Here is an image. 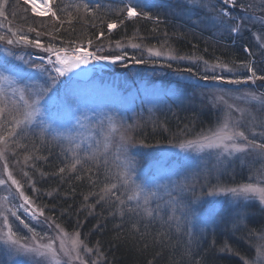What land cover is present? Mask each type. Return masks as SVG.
Masks as SVG:
<instances>
[{
    "label": "rangeland",
    "instance_id": "rangeland-1",
    "mask_svg": "<svg viewBox=\"0 0 264 264\" xmlns=\"http://www.w3.org/2000/svg\"><path fill=\"white\" fill-rule=\"evenodd\" d=\"M124 2L138 5L150 16L162 14L186 21L199 26L202 30L211 31L215 38L231 40V45H238L243 49L250 48L252 54L246 52L250 55L249 62L259 73L264 74V47H261V43L264 41V27L259 23L245 24L239 34L229 33L214 20L215 12L211 10V7L219 8V0H124ZM243 2L256 4L254 15L264 17V8L259 6L261 0H243ZM204 5H209V7H204ZM242 14L240 9L232 10L233 16L239 17ZM237 22L240 21L237 20ZM0 23L3 22L0 20ZM143 49L139 47L138 51ZM149 49L152 50V53L159 52L160 54H151ZM145 51L148 58L176 62L186 67L195 66L196 70L193 73H190L188 69L184 73H169L160 70H143L134 66L125 70L126 72L120 70V73L124 72L123 74H110L102 72L108 70L106 68L96 69L90 80L86 82L87 84H81L82 81L77 78L67 82L65 78L59 77L56 85L53 86L55 96L66 102L63 108L70 106L73 116L70 123L58 129L61 139L56 142L60 146L71 148L74 145L70 144L65 137H72L74 142L81 146L77 152L84 153L83 150L86 149L89 152L97 153L102 162H109L115 169V173H118L123 167V161L133 158L131 154L133 150L128 144L126 151L122 153L118 149L120 138H118L116 146L115 144L113 146L110 139V135L115 132L109 134V128L114 126L117 129L118 119L124 120L129 114H135L138 109L152 111V109L171 108L173 101L177 102V105L197 100L206 102L217 112L214 127L183 142L177 141L185 144L184 148L178 144L149 149L145 156L148 159L146 168L150 167L149 171L141 170L139 172L137 163L133 159L132 179L144 187L145 193L148 189L157 193L147 206L156 203L164 204V201L170 198L167 195L169 191L172 192V195L175 193L190 195L180 196L181 198L186 197L185 199L188 201L190 199L194 205L193 208L186 210L188 214L179 216V221L185 226L187 223L189 226L194 225L207 230L223 223L232 230H237L245 229L247 220L250 218L260 219L256 222L258 225L248 231L249 242L254 246V251L252 257L246 260L249 261V264L252 262L264 264V257L258 255L260 236L264 233V205L260 204L258 198L245 201L227 191L228 188L250 182L259 183V186L264 187V180L260 179V170L264 168V159H260L259 150L234 152L230 147L225 150L223 146L217 148L187 144L188 141L200 140L204 136L211 135L229 117L230 125L233 122H238L240 130L250 135L249 129H251L257 133L254 137L256 142H264V136L260 135L262 129L259 127L260 123L264 122V108H261L255 101L245 99V93H254L257 96L264 94V90L259 85L260 83L264 86V82L258 80L253 83L247 80L250 73L245 67H242L243 64L233 66L222 63L213 64L196 58L177 56L174 52L162 47L145 48ZM126 52L130 53L129 50ZM17 56L19 55L0 48V72L5 66H15L17 69H22L25 74L31 75L32 80L28 81L29 83L34 82L36 86H43L45 81L51 83L48 79V72H40L32 67L33 65H43L50 69L51 65L48 64V61L45 62L39 58L41 56H34V54H31V57H23V60L16 59ZM142 59L141 56L136 58L137 61H145ZM46 63L48 66L45 65ZM113 67L109 69H113ZM3 74L11 75L10 73ZM51 75L55 76L56 73L51 72ZM229 81L241 82L230 83ZM122 88L132 89V91L122 94ZM42 112L44 118L47 119L48 112L43 109ZM253 117L256 118L255 127L250 123ZM40 119L41 117H37L33 125L28 126V129L37 132L40 137H47L40 132ZM106 135L108 136L107 140L105 139ZM225 143L230 144L231 142L226 141ZM237 143L244 144L245 142L238 140ZM5 154L3 153V157ZM0 161L2 163L3 160L0 159ZM235 164L248 172V182L234 185L212 184V179L216 180L222 174L231 172L230 169ZM0 179L5 181L4 184H0V264H81V261L84 264L97 261L99 264V260L93 252H85L83 248L79 252L80 259H76L75 254L69 258L61 252V235L66 233L68 237H71L74 233H68L57 226L54 229L46 227L40 214L41 210L36 208L32 202L31 208L24 203L8 179L4 168L0 170ZM21 191H23L22 188ZM209 192L212 195H208ZM142 197L143 193L141 203ZM9 209L16 212L28 227L12 216ZM5 217L8 220L7 227L5 226ZM9 229L15 234L17 245L5 243L6 235L4 234ZM20 244L27 247H34L37 244H52L56 256L53 258L50 255L39 256L35 253H26L23 250L18 251ZM66 247L71 248L70 239H68Z\"/></svg>",
    "mask_w": 264,
    "mask_h": 264
},
{
    "label": "trees",
    "instance_id": "trees-1",
    "mask_svg": "<svg viewBox=\"0 0 264 264\" xmlns=\"http://www.w3.org/2000/svg\"><path fill=\"white\" fill-rule=\"evenodd\" d=\"M85 3L93 8L99 4V15L106 21L122 18L117 17L115 10L126 5L122 0H58L57 7L65 9L61 13L65 23L61 26L51 16L34 15L23 0H8L5 5L7 19L0 17L4 27L0 28V34L11 38L7 29L12 27L30 39L38 38L45 46L53 44L70 49L82 45L100 57H124L125 62L118 64L116 68L135 66L143 70L180 73L187 72L186 69L190 73L196 70L195 66L186 67L176 62L148 58L145 48L158 47L170 50L177 56L196 58L213 64L233 66L250 61V55L240 46L231 45V41L217 39L211 31L202 30L199 26L167 15L154 14L152 20L125 19L123 24H118L117 28L109 32L106 22L102 24L96 20L93 26L92 17L86 16L83 8L77 11V6ZM68 13L77 17L71 24L67 22ZM29 27H35L41 35L37 37L35 31L29 32ZM100 32L104 35L97 39ZM89 39L92 40L91 46L87 43ZM72 41L76 43L70 44ZM132 44H138L144 49H132ZM0 48L28 57L31 54H49L33 46L7 45L3 41H0ZM139 56L145 61H137ZM260 87L264 90L263 86ZM171 105V108L152 111L138 109L135 114H129L126 119L117 121V131L110 135L113 146H116L121 132L127 131V135L131 137L127 144L133 150L131 161H136L139 172L150 170V167L146 168L148 159L145 157L149 149L173 145L179 140L191 138L214 127L217 120V112L201 100L180 105L173 101ZM14 139L16 143L10 140L7 148L4 145L0 147V151L6 153L0 158L3 160L2 163L0 161V170H3L5 163L8 165V172L19 181L25 195L43 213L41 217L46 227L54 229L59 226L68 233H80V239L92 250L99 264H149V261L152 264H196V261H200V264H244V260L253 255L254 246L250 244L247 234L258 225L256 222L260 219H248L245 229L232 230L220 223L213 229L204 230L187 223L185 226L179 220L169 221L163 203L147 206L155 209L160 204L162 210L159 217L141 219L129 213L125 206H120L124 208L123 212L113 207L114 198H110L107 203L96 204L98 196L92 193L100 191L109 171L116 174L112 165L102 162L97 153L99 170L92 164L84 167L77 165L78 171L53 175L52 173L58 172L59 167L72 159L70 154L62 151L60 144L56 141L48 143L51 138L40 137L31 129ZM25 155H31L32 159L25 161ZM88 167H91L90 172L87 171ZM230 170L232 171L222 174L218 179H212V184L234 185L248 182L246 170L240 169L236 164ZM24 173L28 175L25 176ZM77 176L81 178L77 179ZM85 196L88 197L87 200ZM174 196L180 202L175 216L188 214L186 210L194 205L190 199L188 201L186 197H181L190 195L175 193ZM124 199L126 205L134 204L127 201L126 196ZM89 205L95 207L90 208ZM177 223L180 225L179 230ZM225 243L235 250V254L220 252ZM98 252L102 255H98Z\"/></svg>",
    "mask_w": 264,
    "mask_h": 264
},
{
    "label": "snow or ice",
    "instance_id": "snow-or-ice-1",
    "mask_svg": "<svg viewBox=\"0 0 264 264\" xmlns=\"http://www.w3.org/2000/svg\"><path fill=\"white\" fill-rule=\"evenodd\" d=\"M220 7L215 8L211 7V10L215 12L214 20L226 31L229 33L239 34L243 30V26L245 24H255L259 23L262 27H264V17H256L254 15V10L257 7L256 4H246L243 0H219ZM8 3V0H0V17L7 19L5 16V5ZM25 5H29L31 11L36 16H51V18L59 23L61 26L65 23L62 18L61 13L65 11L62 7H57L58 0H23ZM264 8V0H261L259 5ZM100 5L97 4L95 8L90 6L89 4H82L77 6V11L80 8L84 9L86 16L92 17L93 26H95V21L99 20L100 23H107V29L111 32L113 29L117 28L118 24H123L124 20H132V19H144V20H152L153 17L150 16L147 12L143 11L138 5L134 3L126 4L123 8L116 9L118 20L108 19L105 20L104 17L99 15ZM204 7H209V5H204ZM240 9L243 13L239 17L232 15V10ZM74 19L77 17L73 16L71 13H68L67 22L69 24L72 23ZM82 19V18H81ZM237 20L240 22L238 23ZM88 22V21H85ZM43 26V25H42ZM0 28H3V24L0 23ZM8 32L11 33V38L6 35L0 34V41L5 42L7 45H27L33 46L35 48L41 49L49 53L50 56L54 55L55 60L49 59L48 64L51 65V68L44 67L43 65H33L37 71L40 72H48V79L51 81L49 84L45 81L43 86H36L35 83H29L28 81L32 80L30 74H25L22 69H17L15 66H5L3 67V71L0 72V145H4L7 148L9 141L12 143H16L14 139L21 134H25L28 130V126L33 125L34 121L37 117H41L40 119V132L42 135H46L51 139L48 140V143L53 141H59L61 139L58 129L60 127L66 126L71 122V118L73 113L70 110V106L67 108H63L65 105V101H61L58 97L55 96L54 85H56L59 77H65L69 73H71L74 69L81 67V65H86L89 63V58L92 60H106L110 64H115L117 60L123 59L122 56L118 57H100L98 55L93 54L92 52L87 51L82 45L79 47H71L70 49H66L64 47H56L53 44H49L45 46L42 42L36 39H30L26 34L20 33L18 30H14L12 27L7 29ZM29 32L35 31L37 33V37L41 35V33L35 27H29ZM59 31V29H56ZM51 35V33H49ZM104 35L103 32H100L97 35V39ZM75 41L70 42V44H75ZM88 45H92V40H88ZM63 44V41H61ZM119 47V44L117 45ZM133 48H139L140 45L132 44ZM261 47H264V41L261 43ZM151 54L159 55V52L152 53V50L149 49ZM245 52H250V49L245 48ZM10 54V53H6ZM16 59L23 60V57L17 56ZM183 59V57H181ZM25 63H28L25 61ZM247 69V72L250 75L247 77V80L252 81H264V74L259 73L254 65L251 62H247L242 65ZM51 72H55L56 75L52 76ZM3 73H10L11 75H4ZM206 79V77H204ZM230 83H239L241 81H229ZM245 99L250 101H255L261 108H264V94L260 96L255 95L254 93H245ZM22 102V103H21ZM231 107V106H230ZM63 108V110H62ZM43 111L48 112L47 119L43 116ZM230 119V117L228 118ZM228 119L220 126V128L212 133L209 136H204L200 140L188 141L187 144L189 146L195 144L199 147H221L223 146L225 150L229 147L234 152H248L250 149H258L260 159H264V142L257 143L254 137L256 136V132L250 131V135H247L245 131L240 130V125L238 122H233L231 125L228 122ZM255 117H253L252 126L255 127ZM259 127L262 129L260 135L264 136V122H261ZM117 129L113 126L109 128V134L112 132H116ZM69 141L70 144L74 146L71 148H65L61 145L62 151L64 153L70 154L72 159L68 163H66L63 167L58 168V172L52 173L53 175L64 174L66 171H78L77 165L84 167L85 165H95L97 170H99V158L95 153L89 152L86 149L84 151V155L81 156L77 149H80V144H76L74 142V138L65 137ZM105 139H108V136H105ZM131 140V137L127 135L126 132H121L120 134V143L118 145V149L120 152L126 151V145ZM244 141V144L237 143V141ZM231 142L230 144H226L225 142ZM20 147V145H17ZM186 145L181 144L180 147L184 148ZM35 147V145H34ZM38 150V149H37ZM0 158H3V152L0 151ZM25 161L32 159L31 155H25ZM134 170V165L131 160L125 159L123 161V167L116 174H111L110 171L106 174L105 183L103 187L100 188L98 193H92L93 195L98 196L96 204H100L102 202L107 203L110 198H114L115 203L112 205L113 207L118 208L121 212L124 211V208L120 206L127 207V211L129 213H133L136 217L141 219L145 217H152L155 219L159 217L161 214L162 206L157 204L155 209L148 208L152 197L157 195L156 192L148 189L145 193L144 187L141 184L136 183L131 176V172ZM4 171L8 174V179L11 181V184L16 188V191L20 194L21 199H23L24 203L32 207L31 201L27 196L24 195L23 191H21L22 185L15 178L12 177L11 173L8 172V165L5 163ZM87 171H91V167L87 168ZM27 176V173H24ZM77 179L81 177L77 176ZM260 179L264 180V168L260 170ZM113 180L117 182H112ZM5 181L0 179V184H4ZM123 189V190H121ZM179 190V189H177ZM35 191V189H34ZM228 192L232 193L234 196L240 197L241 199L247 201L252 198H258L261 205H264V187L259 186V183H247L239 185L238 187L228 188ZM142 203H141V195ZM167 195L170 197L167 201H164L163 207L167 209L165 213L168 215V220H179V217L175 216V212L180 208V202L178 198L172 195V192L169 191ZM208 195H212L211 192ZM126 196L127 201L134 202L133 205H126V201L124 197ZM88 197L85 196V200ZM162 199V198H161ZM88 207L94 208L95 205H89ZM12 216H15L16 219L20 220L21 224H24L25 227H28L25 222L17 216V213L11 211ZM30 215L32 213H29ZM41 215L43 213H40ZM239 215V214H238ZM5 226H8L7 217L4 218ZM135 222L133 223V227H135ZM59 227V226H57ZM177 230H179V223L176 225ZM62 231V230H61ZM254 234V233H252ZM6 235L5 243H10L12 245H17L18 241L14 238L15 234L11 229ZM68 239L71 241V248H67L66 244ZM261 243L258 245V255L264 257V233L260 236ZM83 248L85 252H91L84 242L80 239V233H74L71 237H68L67 234H63L60 237V251L63 252L69 258L72 257V254L76 255V259H80L79 252L80 249ZM23 250L26 253H35L39 256L50 255L53 258L56 256V251L53 248L52 244L40 245L37 244L34 247H27L23 244H20L18 247V251ZM220 252H228L235 254V250L227 243L220 249ZM98 255H102V253L98 252ZM243 259V258H242ZM81 264H84L81 261ZM91 264H97V261H92ZM149 264H152L149 261ZM196 264H200V261H196ZM244 264H249L248 260H244ZM255 264V262H252Z\"/></svg>",
    "mask_w": 264,
    "mask_h": 264
},
{
    "label": "bare ground",
    "instance_id": "bare-ground-1",
    "mask_svg": "<svg viewBox=\"0 0 264 264\" xmlns=\"http://www.w3.org/2000/svg\"><path fill=\"white\" fill-rule=\"evenodd\" d=\"M110 66H112V64L108 63L106 60L97 61L89 58V63L84 65L83 71L80 72L76 77L78 79L86 81L90 78V76L96 69L107 68Z\"/></svg>",
    "mask_w": 264,
    "mask_h": 264
},
{
    "label": "water",
    "instance_id": "water-1",
    "mask_svg": "<svg viewBox=\"0 0 264 264\" xmlns=\"http://www.w3.org/2000/svg\"><path fill=\"white\" fill-rule=\"evenodd\" d=\"M83 65L81 67L74 69L71 73H69L70 76L76 75L78 72L82 71Z\"/></svg>",
    "mask_w": 264,
    "mask_h": 264
}]
</instances>
